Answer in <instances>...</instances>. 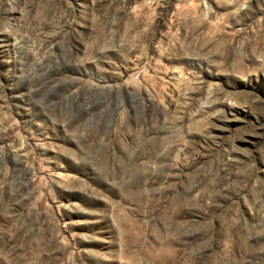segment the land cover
Here are the masks:
<instances>
[{"label": "rangeland", "instance_id": "obj_1", "mask_svg": "<svg viewBox=\"0 0 264 264\" xmlns=\"http://www.w3.org/2000/svg\"><path fill=\"white\" fill-rule=\"evenodd\" d=\"M0 264H264V0H0Z\"/></svg>", "mask_w": 264, "mask_h": 264}]
</instances>
